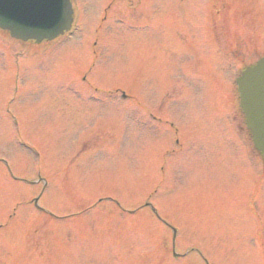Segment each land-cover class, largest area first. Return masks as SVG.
<instances>
[{"label":"rangeland","instance_id":"1","mask_svg":"<svg viewBox=\"0 0 264 264\" xmlns=\"http://www.w3.org/2000/svg\"><path fill=\"white\" fill-rule=\"evenodd\" d=\"M74 6L70 39L0 31V264H264V160L234 127L264 0Z\"/></svg>","mask_w":264,"mask_h":264},{"label":"water","instance_id":"2","mask_svg":"<svg viewBox=\"0 0 264 264\" xmlns=\"http://www.w3.org/2000/svg\"><path fill=\"white\" fill-rule=\"evenodd\" d=\"M73 22L70 0H0V28L18 39H54ZM256 147L264 154V58L237 79Z\"/></svg>","mask_w":264,"mask_h":264}]
</instances>
